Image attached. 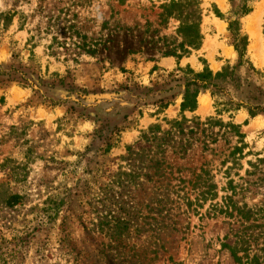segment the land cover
Returning <instances> with one entry per match:
<instances>
[{
	"label": "rangeland",
	"instance_id": "1",
	"mask_svg": "<svg viewBox=\"0 0 264 264\" xmlns=\"http://www.w3.org/2000/svg\"><path fill=\"white\" fill-rule=\"evenodd\" d=\"M168 1L0 0V264H238L222 243L241 238L264 264V212L244 220L199 206L196 180L206 168L213 202L231 178L234 201L264 206L258 174H245L264 150V0L240 18L243 58L227 29L242 0H198L202 45L179 63L166 56L181 41L162 14ZM186 66L222 69L220 90L201 88L184 132L162 134L156 169L135 144L150 125L181 119ZM208 116L240 124L252 153L241 169L224 173L236 138L219 125L201 131ZM113 217L128 222L118 245L100 225Z\"/></svg>",
	"mask_w": 264,
	"mask_h": 264
},
{
	"label": "trees",
	"instance_id": "2",
	"mask_svg": "<svg viewBox=\"0 0 264 264\" xmlns=\"http://www.w3.org/2000/svg\"><path fill=\"white\" fill-rule=\"evenodd\" d=\"M250 1L254 0H242V4L237 11L238 17L235 19H227L228 26L227 29L234 35L238 37V41L233 43L234 50L238 53L240 58H243L246 54V47L248 45V37L244 34H241V21L240 18L248 15L252 11V6L249 4ZM162 14L166 18L173 17L179 24L176 30V33L181 37V41L177 43L175 49L167 51L166 56H173L177 63L179 60L191 53L192 50H197L201 47L203 36L200 30V21H201V9L199 7L198 0H169L168 2L162 5ZM215 14L217 17L224 18V16L219 12L218 9H215ZM187 67V71L192 74L191 77H187L184 82V93L182 95V100L180 102V111L181 119H170L166 123L170 124V129L162 131L159 124L150 125L147 130L142 131L140 140L135 144V148L141 151H151L150 160L153 161V166L157 167L156 169L161 168L162 161L157 159L155 155L160 152L161 148L165 142V136L167 134H180L183 133L182 124L186 121H192L187 119L184 116L185 111L193 112L197 109L198 101L197 97L201 88L206 89L210 86L215 87L220 90L219 86L216 83V80L223 77V70L213 73L208 66H204L199 71H193L191 68ZM178 70H181V67L178 64ZM213 94V92H212ZM227 106L230 105H240L233 100L225 102ZM167 105L160 100V107L165 108ZM226 109H230L227 107ZM234 109H238L235 107ZM248 114L250 117L257 115V112L254 109H248ZM197 118V117H196ZM203 126L201 131H205L206 126L209 125H219L224 129L223 133H231L234 136L235 144L232 145L231 149L221 160V164L225 166L224 173L228 175L229 171L236 166H239L237 169H241L242 165L240 164L241 159L246 155L252 154L249 151L244 152V149L247 147L244 141V133L240 130V124H237L233 121V117L230 116L228 121H223L220 118L214 116H208L206 120L202 123L197 122V125ZM173 131V132H172ZM189 132H193V129H188ZM163 134V135H162ZM216 138L212 139L214 142ZM186 144V143H185ZM184 144V145H185ZM207 146V142L204 143ZM155 148V150L153 149ZM182 148V146H180ZM132 149L129 151L128 155ZM254 159L247 160V164L250 169H245V174L248 176L258 174L256 179L251 183L254 185H260L264 187V150L254 154ZM123 174H126L123 172ZM239 174V173H237ZM240 178H242L240 176ZM196 180L198 185L202 188L198 193L197 201L198 205L202 206V203L210 201L211 210L218 213H224L228 216H233L234 212L236 215L240 216L244 220H256L254 217L257 215V211L264 212V206H261L257 209L249 207L247 203L243 202L238 204L232 199L233 195L236 194V185L233 184V179L229 178L227 180V189L230 190V195H225L222 197V203L213 202L217 198L216 183L210 179L209 170L206 168H201L200 172L196 175ZM249 182V181H247ZM243 189V187H240ZM226 189V190H227ZM201 201V202H200ZM188 205H191V202H187ZM112 223V224H111ZM107 224L108 231L107 236L111 241L114 242V245H118L120 242V237L123 230L128 229V222L124 219L113 217L112 219H105V221L100 222V225L103 226ZM248 239L241 238L234 240V243L224 242L222 246L229 250L234 261L238 264H262L259 257L255 254L249 255L248 248ZM264 251V247L261 248ZM242 255H239V253Z\"/></svg>",
	"mask_w": 264,
	"mask_h": 264
},
{
	"label": "bare ground",
	"instance_id": "3",
	"mask_svg": "<svg viewBox=\"0 0 264 264\" xmlns=\"http://www.w3.org/2000/svg\"><path fill=\"white\" fill-rule=\"evenodd\" d=\"M200 105H201V109H205L206 108V98H201L200 99Z\"/></svg>",
	"mask_w": 264,
	"mask_h": 264
}]
</instances>
